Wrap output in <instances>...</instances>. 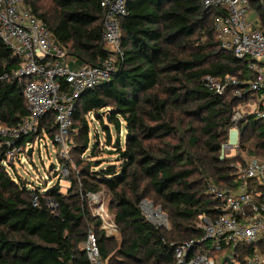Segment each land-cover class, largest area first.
I'll return each instance as SVG.
<instances>
[{"label":"trees","instance_id":"1","mask_svg":"<svg viewBox=\"0 0 264 264\" xmlns=\"http://www.w3.org/2000/svg\"><path fill=\"white\" fill-rule=\"evenodd\" d=\"M22 1L74 60L71 67H99L112 55L101 38L102 0ZM201 1H127L115 69L109 81L78 98L72 113L67 164L74 159L75 168L65 193L59 178L49 189L31 186L13 166L2 165L0 151V264H87L81 244L89 231L104 264H177L175 247L202 235L200 218L221 214V202L208 188H237L243 160L239 154L220 158V150L235 109L253 98L252 74L246 60L220 48L213 26L218 12ZM246 1L264 27V0ZM19 67L20 59L0 40V127H16L29 115ZM208 76L235 84L219 95L206 87ZM87 115L99 124L102 144L96 133L89 140ZM53 120L51 114L42 118L19 144L44 137L53 142ZM237 127L238 148L246 150L243 142L251 138L247 154L264 160V122L249 117ZM102 153L114 158L107 161ZM54 168L50 175L56 178ZM101 192L118 239L107 236L87 198ZM249 192L264 201V187L256 181ZM144 201L161 210L167 228L146 218ZM251 252L237 247L235 261L243 264Z\"/></svg>","mask_w":264,"mask_h":264},{"label":"built area","instance_id":"2","mask_svg":"<svg viewBox=\"0 0 264 264\" xmlns=\"http://www.w3.org/2000/svg\"><path fill=\"white\" fill-rule=\"evenodd\" d=\"M127 1L102 0L100 3L104 10L101 38L112 54L110 58L99 67H71L74 60L55 44L31 7L22 0H0V40L20 59L16 76L25 80L22 94L29 112L16 127H0V151L5 154L2 161L5 168L13 166L20 155H31L35 145H41V138L23 145L19 142L34 134L38 122L51 114L55 125L51 143L59 148L60 159L64 160L54 171L57 178L67 180L72 167L67 164L72 113L78 98L109 81L115 69L114 57L120 52L119 19L126 15ZM201 4L204 9L211 8L218 12L213 26L220 48L236 59L246 60L252 74L248 90L253 98L247 104L238 106L232 114L228 141L220 150V158H224L237 147L239 122L249 117L264 122V27L253 25L256 22L251 19V12L257 21L259 18L246 0H202ZM262 10L264 22V4ZM204 83L209 90L220 95L228 84L234 85L235 81L208 76ZM236 94L239 96L240 93ZM235 176L237 188L234 191L215 186L208 188L213 198L221 202V214L212 219L205 216L200 218L197 228L202 235L175 247L177 264H215L214 254L222 257L223 264H238L235 261L237 247L252 248V252L243 257V264H264V201L256 202L249 192L250 182L256 181L264 187V160H243ZM94 197L99 196L87 194L89 201ZM94 203L97 204L94 214L101 220L105 233L118 231L103 203ZM151 210L164 222L158 225L167 228V220L161 210L154 207ZM81 249L87 264H104L92 232L87 233Z\"/></svg>","mask_w":264,"mask_h":264},{"label":"rangeland","instance_id":"3","mask_svg":"<svg viewBox=\"0 0 264 264\" xmlns=\"http://www.w3.org/2000/svg\"><path fill=\"white\" fill-rule=\"evenodd\" d=\"M251 19L256 22V24H253L254 26H257L259 24V20L257 21V18L253 13L251 12ZM247 104V103H246ZM87 123H88V138L90 141L93 139L94 133L99 135L100 144L103 143V136L102 132L100 130L99 124L96 122V119L92 115H87L86 117ZM78 132V129H74V134ZM250 133H247V137H249ZM75 138V137H74ZM41 142L39 144L41 145H35L32 154L31 155H20L18 157V160H16L13 164V168L16 171V174L23 180L27 181L31 186L35 187H41L42 185H46L47 189H49L56 181L57 176L53 174L50 175L49 167L51 165H54L55 167H58V159L61 158V154L59 153V148L55 145H53L47 138H41ZM251 139V138H249ZM248 140L244 141L246 150H242L241 148H238L239 144V130H238V144L237 147L230 151L228 154V157L237 156L240 155L241 160L244 159H252L250 155L247 154V150L252 148L251 142ZM74 140V139H73ZM75 141V140H74ZM73 141V142H74ZM44 143V144H43ZM93 143V141H92ZM241 149V151H240ZM101 158H108L110 161L112 160V156H107L104 153H102ZM243 162V161H242ZM53 166V167H54ZM72 168H75V160L73 159V163L71 164ZM11 169V168H10ZM8 170L10 174H12V170ZM13 176V174H12ZM59 185L61 186V192L65 193L66 189L69 187V182L67 180H59ZM99 197H94L91 201L92 204L97 205L95 202H103L104 209L106 210L107 205V196L105 193L98 194ZM104 200V201H103ZM89 201V202H90ZM152 203L150 201H144L141 204V209L143 213L146 215L147 219L154 225H158L159 223H164L161 220L158 219V217L155 215V213L151 210L152 207H155L152 205V207L149 205ZM93 207V206H92ZM94 209V207H93ZM110 218H111V212ZM161 221V222H160ZM118 234V233H117ZM114 239H118V235L112 236ZM215 264H223L221 260L219 259L218 254H214Z\"/></svg>","mask_w":264,"mask_h":264},{"label":"crops","instance_id":"4","mask_svg":"<svg viewBox=\"0 0 264 264\" xmlns=\"http://www.w3.org/2000/svg\"><path fill=\"white\" fill-rule=\"evenodd\" d=\"M103 201H104V200H103ZM102 203H103V202H102ZM117 233H118V231L113 232V234H107V236H108V237L116 236V235H118Z\"/></svg>","mask_w":264,"mask_h":264},{"label":"water","instance_id":"5","mask_svg":"<svg viewBox=\"0 0 264 264\" xmlns=\"http://www.w3.org/2000/svg\"><path fill=\"white\" fill-rule=\"evenodd\" d=\"M106 120H107V122L109 121V119H108V117H106ZM29 154V153H28ZM53 169V165H51L50 167H49V171H51Z\"/></svg>","mask_w":264,"mask_h":264}]
</instances>
